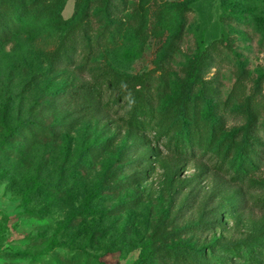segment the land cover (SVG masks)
<instances>
[{
    "label": "rangeland",
    "instance_id": "1",
    "mask_svg": "<svg viewBox=\"0 0 264 264\" xmlns=\"http://www.w3.org/2000/svg\"><path fill=\"white\" fill-rule=\"evenodd\" d=\"M18 1L29 14L43 9L37 0ZM77 1L68 0L64 19L73 17ZM188 19L183 40L164 67L159 63L162 41L153 37L135 60L129 55L134 43L116 51L101 40L90 66L100 72L112 62L122 73L147 74L150 92L161 95L167 106L178 93L177 76L196 43L224 37L234 46L233 61L220 65L218 72L212 69L207 79H223L232 89L239 77L234 63L247 70L224 131L229 135L245 126L243 112L250 108L261 123L264 0H196ZM97 31L93 27L89 32L92 44ZM59 35V28L44 22L0 39V146L22 154L0 153V264H136L144 248L156 241L155 246L187 252L188 259L157 257L147 264H214L221 248L264 233V208L257 203L264 191V151L245 182L233 181L213 158L198 153L178 158L154 132L130 130L121 120L123 103L105 107L110 92L89 113L83 93L76 99L71 92L92 82V76L51 59ZM4 123L10 128L51 125L55 135L30 143L9 141ZM186 247L205 249L207 259Z\"/></svg>",
    "mask_w": 264,
    "mask_h": 264
},
{
    "label": "trees",
    "instance_id": "2",
    "mask_svg": "<svg viewBox=\"0 0 264 264\" xmlns=\"http://www.w3.org/2000/svg\"><path fill=\"white\" fill-rule=\"evenodd\" d=\"M37 1L43 9L29 14L27 7L18 0H0V39L9 40L44 22L59 28L61 35L51 59L56 64L76 66L80 73L92 76V82H84L71 92V97L76 99L83 93L82 104L89 113L101 107L104 93L110 92L106 108L123 103L126 113L121 120L124 125L140 135L154 132L156 139L164 140V147L176 157L186 159L198 153L202 157L213 158L233 175V181L239 182H245L247 174L258 168L261 162L259 156L264 151L261 136L264 118L260 123L257 111L250 108L243 112L247 120L245 126L229 135L224 131L226 114L236 105L237 89L243 85L242 77L247 70L234 63L235 75L239 77L232 89L224 85L223 79H207L212 69L218 72L220 65L233 61L230 52L234 46L227 38L222 37L210 44L203 41L196 43V48L177 76L178 93L167 106L163 105L161 95L150 92L151 82L147 74L122 73L112 62L100 72L90 66L95 62L101 40L107 39L116 51L134 43L135 50L129 55L135 60L141 57L151 37L162 41L160 65L170 64L183 40L189 25L188 15L196 0H78L76 12L69 19L62 16L68 0ZM93 27L98 31L92 44L89 32ZM259 46H264V40L259 42ZM80 48L83 51L78 54ZM80 57L82 62L78 66ZM4 127L10 132L9 141L15 139L30 143L55 135L51 125L27 123L10 128L4 123ZM0 153L9 157L22 156L18 149L6 144L0 146ZM58 183H64V176ZM49 187L55 188L53 185ZM114 188L109 186V189ZM257 203L264 208V191L257 198ZM156 242L144 248L136 264H147L157 257L163 261H187V252L174 251L173 246L163 243L155 246ZM186 248L199 259H207L205 249ZM214 259V264H264V233L221 248V255Z\"/></svg>",
    "mask_w": 264,
    "mask_h": 264
},
{
    "label": "crops",
    "instance_id": "3",
    "mask_svg": "<svg viewBox=\"0 0 264 264\" xmlns=\"http://www.w3.org/2000/svg\"><path fill=\"white\" fill-rule=\"evenodd\" d=\"M174 1H180V0H174Z\"/></svg>",
    "mask_w": 264,
    "mask_h": 264
}]
</instances>
